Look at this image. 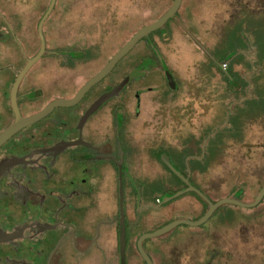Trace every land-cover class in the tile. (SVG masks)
Segmentation results:
<instances>
[{"label": "rangeland", "instance_id": "obj_1", "mask_svg": "<svg viewBox=\"0 0 264 264\" xmlns=\"http://www.w3.org/2000/svg\"><path fill=\"white\" fill-rule=\"evenodd\" d=\"M49 1L0 0L3 36L0 70H4V79L11 73L7 92L26 60L41 47L38 21ZM171 5L172 0H56L42 28L45 47L81 50L80 47L90 45L95 47L96 54L74 67L64 65L60 58L49 53L42 56L19 87L20 94L30 92L35 103L24 113L33 114L55 99L73 97L91 74L100 70L140 28L158 20ZM263 5L264 0H182L177 17L171 18L163 31L153 34L149 41L139 43L116 68L122 76L135 73L126 90L110 104H113L114 118L121 112L130 117L123 128L130 141L132 177L130 187L124 188L127 264H147L137 249L141 235L174 220H194L203 214V203L192 194L160 203L171 196L168 191H174L179 185L157 157V151L164 149L175 155L187 148L198 153L200 139L212 129L224 126L233 112L234 92H230L217 70L208 69V54L216 55V47L221 46L228 27L235 23L243 8H254V18L264 20ZM11 26L21 47L9 35ZM250 40L252 44L251 36ZM150 44L163 58L166 71L175 78L176 87L172 90ZM225 49L221 46L217 53ZM244 50L247 51L244 62L234 66L238 76L246 78L253 72L259 76L260 70L264 74V62L257 61L253 62V72H248V63L256 50ZM137 94L139 113L136 112ZM100 116L96 122L104 131L110 118ZM243 134L242 141L228 142L221 147L208 172L194 174L197 186L205 189L213 202L224 198L237 200L241 190L240 201L252 203L264 186V120L253 121ZM110 170L106 183L115 218L119 213L121 189L117 171ZM134 182L145 192L159 182L154 199L138 201ZM108 187L104 189L108 191ZM105 195L104 192L102 196ZM99 206L97 218L87 228L83 227L82 236L90 240L101 235L100 243L88 250L76 251L69 239L66 241L69 251L77 253L78 264H120V253L116 250L120 236L103 222V206ZM230 211L232 218L226 217ZM104 239L110 243L106 254L101 249ZM144 246L153 264H264V201L253 208L223 204L201 227L182 224L163 236L148 239Z\"/></svg>", "mask_w": 264, "mask_h": 264}, {"label": "flooded vegetation", "instance_id": "obj_2", "mask_svg": "<svg viewBox=\"0 0 264 264\" xmlns=\"http://www.w3.org/2000/svg\"><path fill=\"white\" fill-rule=\"evenodd\" d=\"M11 34L16 35L14 26ZM151 34L145 38L150 39ZM136 47L137 45L133 49ZM80 49V53L88 58H93L96 54L95 47L90 45ZM119 64L76 105L53 109L0 145V264H78L77 253L69 251L66 241L69 239L76 251L88 250L93 244L100 243L101 235L90 240L82 236L83 227L87 228L97 218L99 205L103 206L101 213L105 215L103 222H106L107 227L113 230L116 224L120 236L123 215L127 229L124 188L130 187L132 177L128 150L130 141L123 128L130 117L121 112L114 118L113 104H110L115 96L126 90L131 76L119 75L116 70ZM3 71L0 70V135L16 120L11 90L7 92L11 73L4 79ZM98 71L91 74L80 88ZM168 74L171 73L165 70L167 81ZM116 88L117 92L109 95ZM25 94H17L22 117H30L47 105L27 115L24 111L31 109L35 103L30 92ZM137 96L136 112L139 113V94ZM99 114L110 118L104 131L99 129L96 122ZM164 153L169 156L175 170L184 177L182 179L177 175L184 185L180 184L175 194L192 186L210 199L205 189L201 190L194 181L197 171H192L193 165L187 160L188 171L185 174L182 164L177 163L171 156L173 151L158 150L160 160ZM110 169L117 171L119 190L122 189L123 198L121 200L120 194L119 213L115 218L112 216V201L108 196L109 187L106 183ZM208 170L209 168L206 172ZM174 182L177 183L175 179ZM133 184L138 201L152 200L156 196L153 195L154 187L150 190L147 188L145 192L140 191L135 182ZM107 187L108 191L105 190ZM197 190L184 192L174 199L191 194L190 192H195L204 199ZM104 192L106 195L102 196ZM103 242L101 249L106 254L110 243H107V239ZM126 242L128 243L127 235ZM118 246L120 250V239Z\"/></svg>", "mask_w": 264, "mask_h": 264}, {"label": "trees", "instance_id": "obj_3", "mask_svg": "<svg viewBox=\"0 0 264 264\" xmlns=\"http://www.w3.org/2000/svg\"><path fill=\"white\" fill-rule=\"evenodd\" d=\"M50 2L51 0L49 1L47 8H45L46 10L43 11L44 13L42 14L41 18L38 21V26L44 14L48 10ZM243 9L240 12L239 16L234 20L235 23L228 27L227 37L225 36L224 38H222V41L219 44L221 46H225L226 51L217 53L218 52L217 49L221 47V46L220 47L217 46L215 50L216 52L215 54L219 56H216L213 53L208 54L209 56L208 57L209 65H207L208 69L217 70L218 74L222 75L223 81L227 84L228 88L230 89V92L232 90L234 92V96L231 102V104L235 102L232 109L233 112L228 115V118L226 119L223 127L220 126L216 129H212L207 134V136L200 139L199 141L200 146H198L199 148L198 153L193 151L191 152L187 148H184L182 151L176 152L175 155L172 153L171 156H173L176 162L179 164L181 163L182 166L184 167L185 172L184 171L182 172H184L185 174L188 171L187 168L188 165H186L187 160L188 163H191L193 165L192 171L194 172L197 171L202 173L206 172L207 169L210 168L211 164L214 162L215 158L219 155L221 151V147L225 143L233 142V141H242L244 138L243 131L247 125L252 124L253 121L256 120H264V74L262 70H260L259 76L258 75L255 76L252 70L253 62L256 61L260 63L264 62V20L254 18V14H255V12L253 11L254 8L252 7L249 8L247 6L246 8ZM167 23L165 24V26L167 25ZM163 28L153 32L151 36L153 34L162 32ZM9 35H11V37L15 42L18 41L17 44L19 47H21L22 44L20 43L17 36L12 35L11 32ZM250 36L253 38L252 44H251ZM145 40L149 41L148 38H143L141 42ZM150 46L152 47L155 53L157 62L163 65L164 63L163 58L159 55L158 52H156L152 44H150ZM251 48L253 49V51L256 50V52H253L252 60L251 62L248 63V72L250 71V73L251 72L253 73L249 77L241 78L240 76H238L237 72L234 71V66L244 62L245 55H247V51H245L244 49L248 50ZM241 49L243 50L241 51ZM39 50L40 48L38 49L35 55H37ZM130 52L127 54L128 56ZM47 53H49V55L60 58L62 60V63L68 67H74L79 62L87 61L88 58L86 57L85 54L83 53L81 54L80 50L76 48H65V49L55 48L51 50L49 48H46L43 56L46 55ZM35 55H33L32 57H34ZM127 55L119 62L120 64L126 57H128ZM224 64L226 65V68L223 67ZM163 68L164 70H166V67H164V65ZM20 71H18L17 74H19ZM134 75L135 74H133L132 78L134 77ZM17 76L18 75H16L15 79H13L11 83V87L15 82ZM241 84L243 85V87L239 86ZM170 90H172L171 87ZM18 94H20V92ZM178 154H180L179 158L177 157L179 156ZM157 157L160 159L158 154ZM162 164L164 165L165 169L169 172V174L177 181L176 185H180V184L184 185V182H182L181 179L174 172H172L163 162ZM157 183L154 184L155 186L154 190H158V187L156 185ZM263 188L264 186L261 188V191ZM176 191L177 189L168 192L169 195H173L175 194ZM190 193L194 195L197 199H199L205 207L203 214L199 218L194 219V220H199L205 215V213L209 209V203L205 201L203 198H201L197 193L195 192H190ZM242 194L243 192L239 190L237 200L239 201L241 200ZM158 200L161 201L159 197ZM263 201H264V197L259 204H262ZM220 208L221 206L216 209V211L213 213L211 217H213L218 212V210H220ZM230 213L231 211L229 213L227 212L226 217L232 218Z\"/></svg>", "mask_w": 264, "mask_h": 264}, {"label": "water", "instance_id": "obj_4", "mask_svg": "<svg viewBox=\"0 0 264 264\" xmlns=\"http://www.w3.org/2000/svg\"><path fill=\"white\" fill-rule=\"evenodd\" d=\"M56 0H51L50 5L48 7V10L44 14L43 18L41 19L39 26H38V33L41 39V47L37 55H35L32 58H29L25 64V66L22 68V70L19 72L13 86L11 89V102L12 107L14 110V113L16 115L15 122L9 126L1 135H0V145L4 143L8 138H10L14 133L22 129L23 127L33 124L36 121L40 120L47 114H49L53 109L57 107H72L76 105L79 101L82 100V98L86 95V93L96 84L101 82L110 72L113 71V69L116 67V65L145 37L150 35L151 33L163 28L165 24L173 18L177 11L179 10V7L181 5L182 0H174L171 7L155 22H152L150 24L144 25L142 28H140L130 39L127 41L115 54L114 56L92 77L87 81L76 93L72 98H61L56 99L50 103H48L41 111L37 112L36 114L24 118L21 116L20 110L18 108L17 104V94L18 89L20 87L21 82L23 81L25 75L28 73V71L31 69V67L43 56L45 53L46 47H45V40L42 33V28L44 22L47 20L49 15L54 9ZM168 82L171 88L176 87V81L172 74H168ZM119 88V87H118ZM114 89L109 95H113L117 92V89ZM108 95V96H109ZM161 160L163 163H165L176 175H178L180 178H184L178 171L175 170V168L170 163V158L167 154H162ZM188 181V180H186ZM192 186H189L184 191L178 192L175 195L171 197L165 198V200L162 202H168L173 200L174 198L180 196L184 192L189 191H196ZM197 192L203 196V194L197 190ZM204 197V196H203ZM264 197V188L260 192L257 199L252 203H244L242 201L231 199V198H224L217 202H213L207 197H204V199L209 203V209L205 213V215L200 218L199 220H189V219H179L174 220L170 222L169 224L149 233H145L140 236V238L137 241V248L138 251L143 258V260L147 264H153L152 259L148 255V253L144 249V242L148 239L157 238L160 236H163L176 228L179 225H187L191 227H199L203 224H205L213 215V213L216 211L218 207H220L223 204H234L240 207H246V208H253L261 202V200ZM122 189H121V200H122ZM126 229L123 222V215L121 217V225H120V259L121 264H127L126 263Z\"/></svg>", "mask_w": 264, "mask_h": 264}, {"label": "crops", "instance_id": "obj_5", "mask_svg": "<svg viewBox=\"0 0 264 264\" xmlns=\"http://www.w3.org/2000/svg\"><path fill=\"white\" fill-rule=\"evenodd\" d=\"M116 229V230H115ZM118 229H117V227L115 228H113V232L115 233V234H118V231H117ZM116 231H117V233H116ZM116 237L118 238V235H116ZM118 240V239H117ZM117 252H119L120 253V250H119V246H118V243H117ZM119 256H120V254H119ZM120 259V258H119ZM120 264H121V259H120Z\"/></svg>", "mask_w": 264, "mask_h": 264}, {"label": "built area", "instance_id": "obj_6", "mask_svg": "<svg viewBox=\"0 0 264 264\" xmlns=\"http://www.w3.org/2000/svg\"><path fill=\"white\" fill-rule=\"evenodd\" d=\"M223 67L226 68V65L224 64Z\"/></svg>", "mask_w": 264, "mask_h": 264}]
</instances>
